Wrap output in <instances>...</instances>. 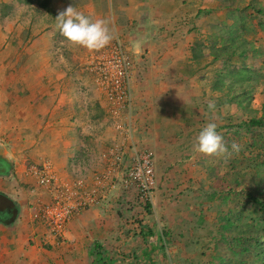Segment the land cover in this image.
Instances as JSON below:
<instances>
[{
    "label": "crops",
    "instance_id": "obj_1",
    "mask_svg": "<svg viewBox=\"0 0 264 264\" xmlns=\"http://www.w3.org/2000/svg\"><path fill=\"white\" fill-rule=\"evenodd\" d=\"M221 3L0 0V168L4 164L9 168V173H0V192L15 199L20 207L13 224L0 222V264H179L177 252L187 249L188 235L178 224L185 223L187 212L173 209L172 204V208L156 212L157 224L146 215L137 225L131 220L125 222L118 211L112 210L113 198H109L106 206L91 207L70 222L63 245L43 246L41 241L48 231L35 217L30 218V194L23 187L26 184L29 189L32 181L25 173L29 163L26 159L28 155H39L35 163L51 161L68 180L76 171L95 169L91 152L94 146L90 144L93 135L81 131L85 123L89 125L88 114L74 99L75 91L83 88L79 81L82 69L76 59L80 47L62 43L55 19L59 11L72 4L93 20L110 21L113 40L120 37L133 57L137 127L141 133H149L145 131L147 126H155L154 132L161 133V138L170 125L173 132L176 127L174 135L190 133L191 129L182 128V120L190 125L199 118L191 109L198 105L194 93H188L194 90L192 85L201 84L194 80L199 62L192 59L191 49L195 38L205 36L210 29L214 13L225 10ZM70 55L75 59L73 63ZM173 89L185 90L184 96L181 91L175 93L174 108L180 106L176 113L174 108L169 116L163 109L157 113L149 109L157 104L149 97L144 99L143 92L148 96V90ZM159 97L166 106L173 101V95ZM69 123L75 126H67Z\"/></svg>",
    "mask_w": 264,
    "mask_h": 264
},
{
    "label": "rangeland",
    "instance_id": "obj_2",
    "mask_svg": "<svg viewBox=\"0 0 264 264\" xmlns=\"http://www.w3.org/2000/svg\"><path fill=\"white\" fill-rule=\"evenodd\" d=\"M220 1L223 3L230 0ZM239 1L241 2V0H235L237 3ZM250 1L243 0L242 2L248 3ZM258 1L264 4V0ZM231 10L226 8L222 10L221 14L215 12L213 18H211L213 23H210V29L205 32V36L200 34L193 42V44L203 43L207 47L204 50V58L200 61L195 60L199 63H196L198 67L196 74L198 76L194 80L201 84L192 85L194 90L190 89L188 91L190 94L194 93L192 95H194L195 103L198 105L194 107V110L190 108L193 116L199 118H196L194 122H190V125H186L185 121L182 120V128L191 129L190 133L183 131L174 135L176 127H173V132L171 128L173 125H170L166 128L167 132L162 133L163 135L160 138L161 133L154 132L157 130L155 126L151 127L147 124L145 131L149 133H141V129L137 127L139 117L136 122L134 121V141L137 142L140 148H151L155 153L156 183L152 200L143 199L134 183H130L128 188L124 187V170H120L119 174L114 173L111 179L106 180L108 184L104 187L106 198L102 201L103 206L109 203L107 202L109 198H113L111 209L115 212L118 211L125 222L131 220L134 224L141 225L147 215L149 220H154L157 224L156 212L161 209L172 208L170 204L173 205V209L187 212L185 223L183 225L178 224V227H182V232L188 235L186 238L187 249L177 252L179 264H237L240 256L244 258L242 260L245 261V264H259L253 255H245V253L237 255L235 249H241V241H239L238 236L248 233L247 220L253 219L254 221L255 229L252 230L251 234H258L259 232L264 237V208L254 204L253 201H248L247 197V186L256 182L259 177L255 174V171L258 170L264 175V148L260 146V148L253 149L251 152L248 149L242 151L246 146L251 149L252 143L254 147V140L257 141V144L261 143L262 139L264 140V127L256 129L253 133H227L226 129L218 131L224 137V141L229 148L232 142H236L241 146L242 152L233 154L226 161L217 157L199 154L194 151L193 147L197 135L207 123L214 122L217 126L223 123H237L242 117V108H240L238 97L234 96L228 104H223L221 99L225 98L224 92L213 87L217 73L224 70L226 61L221 58L214 60L213 55H211V45L214 43L212 41L214 39L209 37L211 36L212 27L237 26L243 33L242 38L245 39V47L250 48L249 56L235 55L231 61L237 64L247 63L260 69L262 75L258 72L253 73L252 81H256L258 84L255 86L250 107L257 110V112H254L256 116L264 118V14L249 9L244 12V16H240ZM218 22L219 24H217ZM223 41V36L218 37L215 48L222 47ZM69 46L73 48L72 45ZM78 49L80 53L76 59L77 65L82 69V79H79V81L82 83L83 88L79 92L75 91L74 99L88 114L89 125L85 123L84 126L86 125V127L85 129L81 128V131L84 134L93 135L94 141L90 144L94 146V148H91V152L95 169L92 171H76L73 178L83 175L88 177L95 172L106 171L108 164L104 152L114 142L121 140L115 128L118 119H115L113 113L109 111L105 101L101 103L100 100L104 95L101 96L99 93L101 90L98 87L97 75L91 66V60L100 51L90 52L84 48ZM69 52L71 51L69 50ZM70 60L71 62L75 60L72 55H70ZM70 80L72 81V79ZM190 86L191 84H189ZM180 91L173 89L151 92L148 90V96H146L147 92H143V94L144 99L149 97L154 101L153 103L157 104L149 106L152 112L157 113L163 109L164 113L166 112L169 116L170 111L174 108V99L177 98L174 97L175 93H180ZM181 92L184 96L185 90ZM160 94L169 95V97L173 95V101H170L167 106L161 104V100L159 101ZM210 103L214 104V108H209ZM80 107L78 108L80 109ZM153 107L154 109H152ZM136 109L139 110L138 107ZM179 109L180 106H176L173 113H176ZM144 123L139 124L143 125ZM151 123H154L153 120ZM68 125L75 126V123H69ZM177 131H180V128ZM159 140H161L160 143H158ZM173 141H175L174 145ZM131 152L133 150L129 149V153L125 157L128 163L131 161ZM39 157L41 156H27L26 160L29 163L26 166L25 173L28 177H30L28 167L35 163V160ZM233 157L236 158V165L231 163ZM250 162L254 166H250ZM53 165L57 176L63 180H68L58 173L54 163ZM243 167L248 168V171L242 179L243 183L236 184L234 174ZM226 171L229 173L227 181L222 178ZM73 178H69L68 181L74 180ZM30 180L32 181L29 183V189H27L26 184L23 187L25 192L29 191L28 194H30L28 208L33 211V216L30 217L33 219L35 217L34 212L48 200L49 192L41 187L34 177L31 176ZM148 202L152 204L151 208H148ZM226 216L233 221V226L225 227L227 223ZM165 228L168 229L167 232H170L168 224ZM47 237L45 238L44 235L41 244L49 248L50 245H53L50 244L51 242Z\"/></svg>",
    "mask_w": 264,
    "mask_h": 264
},
{
    "label": "built area",
    "instance_id": "obj_3",
    "mask_svg": "<svg viewBox=\"0 0 264 264\" xmlns=\"http://www.w3.org/2000/svg\"><path fill=\"white\" fill-rule=\"evenodd\" d=\"M91 66L109 111L118 119L115 128L121 140L104 152L108 169L92 176L63 180L47 159L28 167V174L49 192L48 200L34 215L47 229L48 239L53 245L66 242L68 226L77 215L102 204L106 198V180L111 179L114 173L124 170V187L136 184L141 197L147 201L152 200L155 189V153L151 148H140L134 141L133 57L128 47L117 37L91 60ZM129 149L133 150L130 163L125 160Z\"/></svg>",
    "mask_w": 264,
    "mask_h": 264
},
{
    "label": "trees",
    "instance_id": "obj_4",
    "mask_svg": "<svg viewBox=\"0 0 264 264\" xmlns=\"http://www.w3.org/2000/svg\"><path fill=\"white\" fill-rule=\"evenodd\" d=\"M25 1L30 2L32 0ZM242 1L243 0L237 3L235 0H230L221 3L222 5H220V7L222 9H232L231 11L233 13H237L240 16H244V12L249 9H254L256 12L264 14V4L261 1L251 0L248 3H243ZM241 33L242 32L237 26H215L212 27L211 36L209 37L214 39L212 40L214 43L211 45V55H213L214 60L221 58L226 61L224 70L217 73V78H215V85L213 87L216 90L224 92L225 98L221 99L223 104H228L231 98L237 96L240 108H242V117L237 123H223L217 127V131L226 129L227 133H253L256 129L264 127V118L256 116L254 112H257V110L250 107V102L256 88L255 86L258 84L256 81H252L253 73L258 72L262 75L260 73L261 71L256 66L253 67L247 63L237 64L232 63L231 61L232 57L235 55L249 56L248 52L250 51V48L245 47L246 42L245 39L242 38L243 33ZM222 36L224 38L223 46L216 49L215 46L218 42V37ZM205 47L207 46L203 45V43L193 44L192 57L194 60L200 61V59L204 58ZM254 141V147L252 146V143V148L250 147L251 149L246 146L242 151L248 149L251 152L253 149L260 148V146L264 148L263 139L259 144H257L256 140ZM231 160L232 165H236V158L233 157ZM249 165L254 166L251 162ZM247 171L248 168L243 167L238 172H235L234 180L236 184L243 183L242 179ZM255 174L259 176L257 181L247 186L248 201H253L254 204L264 208V175L258 170L255 171ZM228 177L229 173L226 171L222 178L227 181ZM151 206L152 204L148 202V208H151ZM225 218L227 220L225 227H231L234 225L230 218H227V216ZM246 224L249 226L248 233L238 236L239 241H241V249H235V253L237 255H242L244 253L245 255H253L259 264H264V237L259 232L258 234H251L252 230L255 229L253 219L250 221L247 220ZM242 259L244 258H241L240 256L237 264H245V261Z\"/></svg>",
    "mask_w": 264,
    "mask_h": 264
},
{
    "label": "clouds",
    "instance_id": "obj_5",
    "mask_svg": "<svg viewBox=\"0 0 264 264\" xmlns=\"http://www.w3.org/2000/svg\"><path fill=\"white\" fill-rule=\"evenodd\" d=\"M55 19L56 28L63 37L62 43L67 42L69 45L84 48L90 52L104 49L115 38L108 19L93 20L78 11L72 4L59 11ZM209 108H214V104L210 103ZM217 127L216 123L209 122L202 128L194 141V151L226 161L233 154H238L241 146L232 142L229 148L224 137L218 133Z\"/></svg>",
    "mask_w": 264,
    "mask_h": 264
},
{
    "label": "water",
    "instance_id": "obj_6",
    "mask_svg": "<svg viewBox=\"0 0 264 264\" xmlns=\"http://www.w3.org/2000/svg\"><path fill=\"white\" fill-rule=\"evenodd\" d=\"M0 173H9L7 165L0 168ZM20 207L18 203L9 195L0 192V222L4 224H13L19 217Z\"/></svg>",
    "mask_w": 264,
    "mask_h": 264
}]
</instances>
